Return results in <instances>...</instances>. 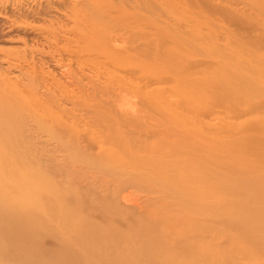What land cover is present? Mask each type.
I'll return each mask as SVG.
<instances>
[{"label": "bare ground", "instance_id": "6f19581e", "mask_svg": "<svg viewBox=\"0 0 264 264\" xmlns=\"http://www.w3.org/2000/svg\"><path fill=\"white\" fill-rule=\"evenodd\" d=\"M0 28L31 35L0 48V264H264V0H0Z\"/></svg>", "mask_w": 264, "mask_h": 264}, {"label": "rangeland", "instance_id": "374dc122", "mask_svg": "<svg viewBox=\"0 0 264 264\" xmlns=\"http://www.w3.org/2000/svg\"><path fill=\"white\" fill-rule=\"evenodd\" d=\"M22 31H24V30H14V31H12V33L10 32H6V30L4 31H2V29L0 28V48H6V49H8V48H19V47H22L23 46V43L25 42V41H29V39H30V37H31V35L30 34H27V32H25V33H23ZM4 32V34H2V33ZM15 32V33H14ZM7 36H6V35ZM17 34V35H16ZM20 34V35H19ZM4 38H3V37ZM17 36H18V38H17ZM27 36V37H26ZM8 37H10V38H8ZM19 37H21L22 39H20ZM3 38V39H2ZM8 38V39H7ZM13 38V39H12ZM24 38H26V39H24ZM17 39V40H16ZM22 40V41H21ZM3 41V42H2ZM5 41H7V42H5ZM12 43H10V42ZM22 43V44H21ZM19 46V47H18ZM39 146V148L41 147H47V148H51V147H53V146H50V145H43V144H41V145H38Z\"/></svg>", "mask_w": 264, "mask_h": 264}]
</instances>
